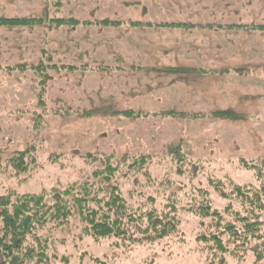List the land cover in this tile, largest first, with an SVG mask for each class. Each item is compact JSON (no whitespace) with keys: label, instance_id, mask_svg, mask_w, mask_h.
I'll return each mask as SVG.
<instances>
[{"label":"rangeland","instance_id":"obj_1","mask_svg":"<svg viewBox=\"0 0 264 264\" xmlns=\"http://www.w3.org/2000/svg\"><path fill=\"white\" fill-rule=\"evenodd\" d=\"M60 1L63 6L65 0H50V3L49 0H0V18L36 14L30 18L14 19H37L43 22L32 27H12L15 28L13 33L2 30L8 27H0V44H4L0 46V95L6 93L11 98L8 102L15 103L8 107L7 114H0V196L11 191L19 194L50 192L52 189H65L70 184L83 183L97 168V164H91L93 156L101 158L105 154H113L121 164V172L114 175L111 183L119 182L123 196L135 207L163 209L177 203L181 219L179 229L174 235L147 246L130 245L117 238L97 243L90 237L81 240L67 236L64 242L56 241L57 254L52 264H210L206 251L196 241L202 220L186 211L190 207L223 211L229 204L223 193L233 192L235 184L259 189L256 187H260L261 182L243 162L258 164L264 161V147L261 146V142H264V114H259L262 116L258 121L254 113L229 118L213 114L200 116V119L206 118L203 122L205 125L218 122L219 119L233 122L239 118L236 124L243 137L237 138V142L247 143L243 149H249L251 153L229 156L224 151L237 152L225 145L215 147L218 144L216 139L210 140L208 147H199L201 151L195 146L188 148L180 144L178 147L129 144V133H133V140L138 141L140 135H145L155 123L159 125L169 119V115L157 116L160 120L156 121L153 115L140 114L139 118H128L123 114H99L96 113L98 111L90 112V109L58 105L51 100V93L44 90L50 79L48 69L51 64L49 60H40L39 49L46 41L50 45L57 42L61 31L54 26L74 25L59 19L62 18L57 14ZM150 2L157 5V0ZM64 5L65 10L70 8L67 5H71L82 12L103 17L93 22L83 20L92 24L105 21V10L112 12L119 7V3L114 0H66ZM115 15L119 16L120 13ZM57 20L63 23L58 24ZM19 42H23L22 48L25 47L28 52L27 62L13 67L5 66L10 61L7 55H3L2 49H6L12 58L15 54L19 56L14 50H7L8 44ZM9 71H13L12 76L8 75ZM19 73L22 79L18 78ZM14 76L20 83L14 81V86H10L7 82ZM249 85L255 87L256 92L264 93L263 82L254 81ZM18 97L27 102L22 103ZM261 100L264 102V97L254 99L253 103L258 104ZM43 113L47 114L45 125L38 128L35 126V116ZM194 117L199 118L198 115ZM134 121L142 122L135 132L132 129ZM176 148H180L181 154L178 156L174 154ZM21 154H28L26 160L31 162L34 159V162L29 164L27 172L16 175L10 161ZM182 155L187 160L181 164L179 157ZM141 157L152 160L147 169L135 171L127 166L126 163ZM226 258V264H264V260L255 263L249 251H241L236 259L230 255H226Z\"/></svg>","mask_w":264,"mask_h":264},{"label":"crops","instance_id":"obj_2","mask_svg":"<svg viewBox=\"0 0 264 264\" xmlns=\"http://www.w3.org/2000/svg\"><path fill=\"white\" fill-rule=\"evenodd\" d=\"M114 1L119 3L118 9L105 10V21L115 22L109 25L85 22L100 16L71 5L65 10L66 0L63 6L60 1L59 19L78 23L54 26L61 31L57 42L50 45L46 41L40 46V60L51 64L50 79L44 87L51 93V100L99 114L139 113L156 116V121L160 120L157 116L169 115V119L140 135L138 141L129 133V144L136 146L180 144L199 149L216 139L215 147L225 145L237 152L224 151L226 155L251 153L243 149L247 143L237 142L243 137L236 124L239 118L205 125L206 118L193 116L254 113L258 121L259 114H264V102L253 103L264 93L249 85L254 81L264 83V29L253 28L264 26V0H157V5L150 0ZM2 30L13 33L15 28ZM22 45L8 44V51L19 53L13 58L2 49L10 61L5 66L27 62L28 52ZM18 78L22 79L21 73ZM19 79L11 77L7 84L14 86ZM32 93L33 89L29 95ZM8 100L11 98L6 93L0 95V114H7L8 107L15 104ZM141 123L133 122L134 132Z\"/></svg>","mask_w":264,"mask_h":264},{"label":"trees","instance_id":"obj_3","mask_svg":"<svg viewBox=\"0 0 264 264\" xmlns=\"http://www.w3.org/2000/svg\"><path fill=\"white\" fill-rule=\"evenodd\" d=\"M39 23L37 19L0 18V27H32ZM56 23L63 22L57 20ZM64 23L77 24L78 21ZM114 23L96 22L97 25ZM253 28L264 29V26ZM46 115L35 116L36 127L45 125ZM123 116L139 118L140 114ZM28 154L11 159L16 175L27 172L29 164L34 162V159L26 160ZM174 154L180 155V148H176ZM179 158L181 164L187 160L185 155ZM115 159L113 154L101 158L93 156L91 164H97V168L83 183L70 184L65 189L33 194L11 191L0 196V264H52L57 254L56 241L64 242L67 236L81 240L90 237L97 243L117 238L130 245L147 246L174 235L181 225L177 203L163 209L135 207L129 203L119 182L111 183L114 175L121 172V164ZM151 163L150 158L141 157L126 164L136 171L147 169ZM243 164L255 172L262 185L264 161ZM261 185L256 190L252 188L255 186L248 189L235 184L233 192L223 193L229 200L223 211L187 209V213L202 220L196 241L206 251L210 264H226V255L236 259L241 251L251 252L255 263L264 260V185Z\"/></svg>","mask_w":264,"mask_h":264}]
</instances>
